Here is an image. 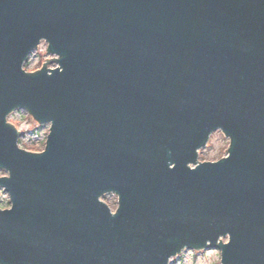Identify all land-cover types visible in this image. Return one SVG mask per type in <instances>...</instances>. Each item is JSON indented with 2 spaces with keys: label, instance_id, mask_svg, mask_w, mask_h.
Wrapping results in <instances>:
<instances>
[{
  "label": "water",
  "instance_id": "obj_1",
  "mask_svg": "<svg viewBox=\"0 0 264 264\" xmlns=\"http://www.w3.org/2000/svg\"><path fill=\"white\" fill-rule=\"evenodd\" d=\"M42 42L58 58L26 76ZM17 110L53 123L44 155L16 148ZM217 131L228 159L200 165ZM0 168V264H167L185 246L264 264V0H0Z\"/></svg>",
  "mask_w": 264,
  "mask_h": 264
},
{
  "label": "rangeland",
  "instance_id": "obj_2",
  "mask_svg": "<svg viewBox=\"0 0 264 264\" xmlns=\"http://www.w3.org/2000/svg\"><path fill=\"white\" fill-rule=\"evenodd\" d=\"M48 45L46 42H42L40 48L33 52L32 54V63L36 64L37 71L42 69L43 66L49 61L57 60V56L49 55L47 53ZM50 68L57 67L56 63H50L48 65ZM18 112L14 113L15 120L20 122V132L21 142L26 145L36 146L37 148H43L45 150L47 137H48V128L47 125L38 126L32 117L25 111L17 110ZM229 139L223 135V132H215L208 144L207 148L200 152V159L203 161H212L220 158L222 155L226 156L225 148L229 146ZM113 211H116L118 207V197L116 195H107L104 198ZM0 203L5 204L6 206H11L10 197L7 192L0 187ZM219 251L215 249H209L202 252L194 251L191 254L188 251L183 252L180 256L173 259L172 264H197V261L205 260V253Z\"/></svg>",
  "mask_w": 264,
  "mask_h": 264
},
{
  "label": "clouds",
  "instance_id": "obj_3",
  "mask_svg": "<svg viewBox=\"0 0 264 264\" xmlns=\"http://www.w3.org/2000/svg\"><path fill=\"white\" fill-rule=\"evenodd\" d=\"M41 40H46V39H41ZM40 40V41H41ZM55 67H53L54 69ZM20 71L22 73H24L26 76H33L37 73H39L40 71H37L36 69V64L32 63V55L29 56L27 62L23 63L21 65ZM18 111H13L10 114H8L5 118H4V124L6 126H11L15 132L17 134H19L20 129V122L15 120L14 118V113H16ZM47 128H48V139L51 135L52 129H53V123L51 121H49L47 124ZM230 141V139H229ZM47 144H48V140H47ZM16 148L22 152V153H26V154H31L34 156H42L45 154L46 151L43 150V148H37L36 146H32V145H26L25 143L21 142V140L19 139L16 142ZM229 146H226L225 151H228ZM228 159V156L222 155L220 158L216 159V160H212L210 162L208 161H203L200 159L199 163L200 165H205V164H217L222 160H226ZM175 168V164H170L169 165V170H173ZM187 168L190 171H195L196 169L192 166V165H187ZM11 178V173L10 171H8L6 168H0V180H9ZM12 204V203H11ZM13 210V204L12 206H6L3 203H0V214L3 213H8L11 212ZM111 216L115 217L116 213L115 211H113V213L111 214ZM232 237L231 234H225L219 237V239L217 240V244L218 245H223V246H229L231 243ZM197 250H202V249H196V248H188L187 246L181 248V250L179 251L178 254H182L185 251H188L190 254L194 251ZM222 251H212V252H207L205 253V260L203 261H197V264H222V255H221ZM177 254V255H178ZM177 255H173L170 256L168 258L167 264H172L173 259L177 256ZM189 264H191V262H189Z\"/></svg>",
  "mask_w": 264,
  "mask_h": 264
},
{
  "label": "snow or ice",
  "instance_id": "obj_4",
  "mask_svg": "<svg viewBox=\"0 0 264 264\" xmlns=\"http://www.w3.org/2000/svg\"><path fill=\"white\" fill-rule=\"evenodd\" d=\"M231 144H232V141L230 140V143H229V148H228V150L230 149V147H231ZM196 171V170H195Z\"/></svg>",
  "mask_w": 264,
  "mask_h": 264
}]
</instances>
